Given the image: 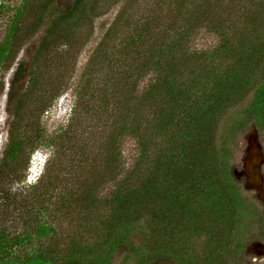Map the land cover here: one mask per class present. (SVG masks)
<instances>
[{
    "label": "trees",
    "instance_id": "trees-1",
    "mask_svg": "<svg viewBox=\"0 0 264 264\" xmlns=\"http://www.w3.org/2000/svg\"><path fill=\"white\" fill-rule=\"evenodd\" d=\"M236 1L156 0L144 13L136 11L139 0L113 1L121 7L82 77L73 121L44 146L76 153L75 123L102 128L95 189L124 172L125 137L137 140L140 158L117 182L91 240L46 249L37 243L54 228L40 221L18 237L0 233V264H243L248 247L264 242V210L245 194L234 163L242 134L254 128L264 141V0ZM103 2L0 0V94L4 72L14 69L8 96L17 119L31 99L44 111L52 106L61 91L48 97L41 60L75 45ZM204 29L221 38L207 51L192 46ZM41 30L27 88L18 93L26 67L18 56ZM17 132L3 161L21 152ZM262 171L264 188V163ZM88 188L92 205L96 190Z\"/></svg>",
    "mask_w": 264,
    "mask_h": 264
},
{
    "label": "rangeland",
    "instance_id": "rangeland-1",
    "mask_svg": "<svg viewBox=\"0 0 264 264\" xmlns=\"http://www.w3.org/2000/svg\"><path fill=\"white\" fill-rule=\"evenodd\" d=\"M71 1L60 0V3L70 4ZM99 1L100 5H103V0ZM113 1L106 0V5L102 8L103 14L94 19L91 27L81 30L75 45H59L41 60L45 69L44 78L49 80L46 81V85L50 87L48 97L61 91L52 106L47 107L45 111L41 100L31 99L24 118L17 119L14 115V101L8 96L14 69L3 74L5 90L0 94V233L10 238L34 232L36 225L41 221L54 228L46 239L37 243L46 249L54 248L59 252L66 249L73 240H91L101 219L109 213L107 200L117 182L125 173L132 171L140 158L137 140L132 136L125 137L120 146L124 172L118 181L108 180L104 184L100 183L95 189L96 185L92 181L97 178L101 163L94 158H99L97 154L104 133L102 128L96 129L93 125L88 129L87 124L75 123L76 131L73 135L76 133V138L80 137L77 148L81 150L76 153L55 145L44 146L49 138L59 139L61 134L64 135L62 128L69 127L73 121L76 93L83 83L82 77L90 67L97 45L114 25L121 7V4H115ZM155 1L139 0L135 6L136 11L144 13ZM246 1L245 4L251 2ZM236 2L238 4V0ZM245 8L249 6L245 5ZM238 15L240 13L237 9L231 18L235 19ZM42 35L43 30L24 46L18 56V59L26 64L16 87L18 93L27 88L34 54ZM220 41L218 35L204 29L192 46L207 51L218 46ZM150 80L146 78L140 84V91L148 86ZM79 116L83 118L86 114ZM17 128V138H22L23 142L21 152L17 159L3 161L11 132H16ZM263 151V139L256 129H250L239 138L234 163L235 173L243 182L245 194L264 210ZM89 185L96 190L95 204L88 202L91 206L84 199ZM23 250L24 248L21 251ZM243 264H264V242L248 247Z\"/></svg>",
    "mask_w": 264,
    "mask_h": 264
}]
</instances>
